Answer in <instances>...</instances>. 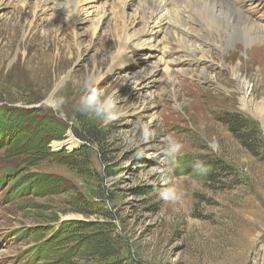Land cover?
<instances>
[{
	"label": "rangeland",
	"instance_id": "1",
	"mask_svg": "<svg viewBox=\"0 0 264 264\" xmlns=\"http://www.w3.org/2000/svg\"><path fill=\"white\" fill-rule=\"evenodd\" d=\"M8 2L0 0V113L2 123L13 128L7 137L0 136L8 139L0 145L5 178L0 184V264H100L93 240L87 241L93 230L113 234V259L125 264H264V132L249 118L253 111L264 114V40L245 45L232 38L224 41L222 51L210 48L212 60L201 64L207 66L205 77L202 67L170 65L197 69L187 76L175 73V92L142 105L144 90L124 78V67L111 65L115 41L111 36L105 50L108 24L92 29L100 10L82 12L83 21L75 25L64 14L49 22L45 19L52 13L38 10L35 26L26 30L21 14L31 7L14 11L7 25ZM256 2L249 15L262 25L253 32L260 36L264 0ZM88 5L81 7L89 10ZM232 66L240 67L238 76L247 82L248 109L241 105ZM162 76L158 71L157 77ZM182 80L191 90L180 88ZM86 88L116 91L121 115L104 126L79 112ZM161 88L163 83L156 82L155 90ZM28 108L67 127L48 149L20 148L34 139L13 126L22 121L17 109ZM230 114L247 121L238 132L244 139L224 124ZM168 139L182 145L175 161L164 155ZM85 159L93 172L89 178H82L75 166ZM197 161L210 166L207 175L195 173ZM42 175L56 182L44 187ZM26 182V196L4 198L7 190H22ZM166 187L185 193L180 204L160 198ZM82 199L86 207L78 203ZM102 222L109 226L89 227ZM71 247H76L73 256Z\"/></svg>",
	"mask_w": 264,
	"mask_h": 264
},
{
	"label": "bare ground",
	"instance_id": "2",
	"mask_svg": "<svg viewBox=\"0 0 264 264\" xmlns=\"http://www.w3.org/2000/svg\"><path fill=\"white\" fill-rule=\"evenodd\" d=\"M233 1L235 2L230 3L227 0H9L8 4L12 5V13L5 20L8 25L13 20L14 11L31 7L26 13L21 14L22 26L30 30L35 26L34 21L37 20L36 11L38 10L52 13L45 20L54 23L61 18L59 14H64L66 21L72 25L83 21L80 16L82 12L92 15L100 10L101 15L97 14L96 18L93 16L91 24L94 31H97L102 24H108V48L106 47L105 50L110 48L111 36L115 41V44L113 43L115 51L110 55L111 65L124 67V78L136 81L139 90H144L142 105H154L155 101L160 100L161 94L175 92V73H183L187 76L197 69L173 70L170 65L187 63L202 67L200 75L205 77L207 66L203 65V69L201 64L207 62L208 58L212 60L213 53L210 48L222 51L224 41L229 42L233 39L245 41V45L264 40L263 33H261L263 36L253 34L255 29L263 27L261 24L254 23L255 17L249 15L251 10L257 9V0ZM83 3L89 4V10L81 7ZM237 3L239 4L237 7H243L244 10L236 8ZM29 17L34 19L31 21ZM139 22H141L140 27L135 28ZM56 29L60 31V28L56 27ZM239 30L243 31L242 35ZM173 52L181 55H178L179 59L175 57V59L167 60L165 56L169 57ZM239 68V66H232L231 72L241 90V105L248 109L249 97L245 89L247 82L238 76ZM160 70L163 71V76L157 77ZM158 81L163 83V88L156 91L155 84ZM183 81H180V88L187 87V90H191L189 83Z\"/></svg>",
	"mask_w": 264,
	"mask_h": 264
},
{
	"label": "trees",
	"instance_id": "3",
	"mask_svg": "<svg viewBox=\"0 0 264 264\" xmlns=\"http://www.w3.org/2000/svg\"><path fill=\"white\" fill-rule=\"evenodd\" d=\"M18 113L16 112L17 117H22V121H18L13 123V126H16V128L19 129L20 133L22 132H31L34 135V139L32 141H24L20 144V148H26V147H42L48 149L49 144L53 140H58L61 138L66 130V125L61 122L59 119L48 115V114H42L38 109L34 108H28V109H17ZM3 116L2 113H0V136L5 135L7 137V133H10V129H12V126L5 125V123H2ZM224 124L229 126V129L231 132L238 137L239 139H244L245 136L242 133H238L241 130H244L247 126V121H245L242 117L239 115L230 114L227 116H224L223 119ZM8 141L7 138L0 139V145L3 141ZM31 148V149H32ZM33 150V149H32ZM87 159L81 160L75 164L77 169L79 170L78 174L82 178H89L92 177L91 172H88V164L86 163ZM210 164H213L215 162L210 161ZM61 180H64L61 178ZM17 182V179L13 180V184ZM42 185L48 186L52 183L56 182V179H52L47 175H42L41 177ZM12 184V185H13ZM28 182H26L22 188V190H17L14 192L9 193L10 199L17 198V196H26L28 191ZM13 189V188H12ZM23 192V193H22ZM52 193H57L56 191ZM81 199V198H80ZM78 203H81L83 207L87 206V203L84 202V200H78ZM90 213V212H88ZM97 225L101 226H109V223L102 222L97 223L89 227H94ZM74 226V225H72ZM92 234H90V237L87 238V241L93 240V244H91V249H93V254L96 256V258L100 261V264H125L121 260H114V243L112 241V238L114 237L113 234H110L108 236L104 235L102 236L99 231L93 230ZM102 231V230H101ZM89 243V242H88ZM70 254L73 256V253L76 251V247L70 248ZM69 252H67L68 255ZM64 256L61 258L63 259ZM138 264H141L138 262Z\"/></svg>",
	"mask_w": 264,
	"mask_h": 264
},
{
	"label": "clouds",
	"instance_id": "4",
	"mask_svg": "<svg viewBox=\"0 0 264 264\" xmlns=\"http://www.w3.org/2000/svg\"><path fill=\"white\" fill-rule=\"evenodd\" d=\"M116 91L111 93H102L95 88H86L83 95H81L77 110L84 115H91L97 118L102 125L107 126L114 120H116L121 112L117 107ZM249 118L256 121L261 132H264V114L253 111L249 114ZM141 129L146 130V125H140ZM167 149L164 155L169 161H175L181 150V143L174 139H168L166 141ZM174 168L170 167L169 172ZM195 173L200 176L207 175L210 171V166L201 161H197L193 167ZM170 183L169 181H166ZM160 198L165 202H171L172 204H180L183 200L185 193L178 191L175 187H166L159 193ZM109 209L115 211L112 205H107Z\"/></svg>",
	"mask_w": 264,
	"mask_h": 264
}]
</instances>
